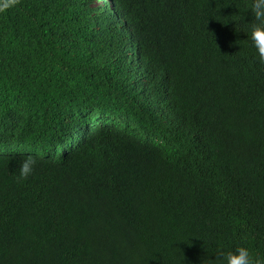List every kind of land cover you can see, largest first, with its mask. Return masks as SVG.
Segmentation results:
<instances>
[{
  "label": "trees",
  "instance_id": "16d2710c",
  "mask_svg": "<svg viewBox=\"0 0 264 264\" xmlns=\"http://www.w3.org/2000/svg\"><path fill=\"white\" fill-rule=\"evenodd\" d=\"M94 2L0 12V264L264 260L251 0Z\"/></svg>",
  "mask_w": 264,
  "mask_h": 264
},
{
  "label": "clouds",
  "instance_id": "9594fccd",
  "mask_svg": "<svg viewBox=\"0 0 264 264\" xmlns=\"http://www.w3.org/2000/svg\"><path fill=\"white\" fill-rule=\"evenodd\" d=\"M128 1L123 0L125 5H129ZM18 2L19 0H0V12L6 11ZM93 4L100 7L108 19L119 22L126 21L128 8L123 3L119 4L114 0H95ZM249 7L255 21L251 25L250 40L256 50L259 62L264 63V0H251ZM22 153L25 154L26 152H20L19 150H0V156ZM36 163L37 161L34 156H25L19 165L17 181L23 182L32 176ZM202 264H205V261ZM216 264H264V260L256 257L249 248L240 246L236 248L235 252L221 253Z\"/></svg>",
  "mask_w": 264,
  "mask_h": 264
}]
</instances>
